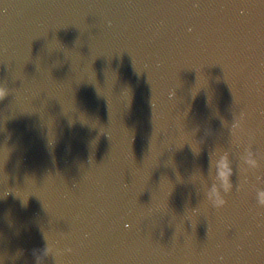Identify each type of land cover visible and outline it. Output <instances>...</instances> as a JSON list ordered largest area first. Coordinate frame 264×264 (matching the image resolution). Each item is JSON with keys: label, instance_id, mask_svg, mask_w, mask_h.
I'll list each match as a JSON object with an SVG mask.
<instances>
[{"label": "water", "instance_id": "obj_1", "mask_svg": "<svg viewBox=\"0 0 264 264\" xmlns=\"http://www.w3.org/2000/svg\"><path fill=\"white\" fill-rule=\"evenodd\" d=\"M0 87V264H264V0H0Z\"/></svg>", "mask_w": 264, "mask_h": 264}, {"label": "clouds", "instance_id": "obj_2", "mask_svg": "<svg viewBox=\"0 0 264 264\" xmlns=\"http://www.w3.org/2000/svg\"><path fill=\"white\" fill-rule=\"evenodd\" d=\"M7 93V89L5 87H0V99H3ZM245 164L250 167H256L257 162L254 158H252L251 153H249L248 158L245 159ZM209 165L211 166V161H209ZM233 175L232 167L230 166L229 161L226 157H221L215 163V178L219 182V184L223 187L224 191L227 192L230 190L231 177ZM205 198L213 204L219 205L223 204L224 201L219 200L218 192L216 187L210 186L209 189L205 192ZM256 201L260 207H264V189L256 190Z\"/></svg>", "mask_w": 264, "mask_h": 264}]
</instances>
